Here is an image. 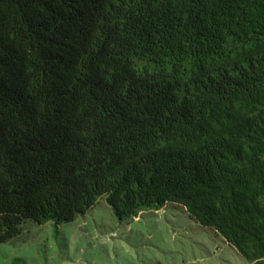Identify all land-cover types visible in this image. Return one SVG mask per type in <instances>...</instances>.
I'll return each instance as SVG.
<instances>
[{
	"label": "trees",
	"instance_id": "1",
	"mask_svg": "<svg viewBox=\"0 0 264 264\" xmlns=\"http://www.w3.org/2000/svg\"><path fill=\"white\" fill-rule=\"evenodd\" d=\"M100 200L264 264V0H0V244Z\"/></svg>",
	"mask_w": 264,
	"mask_h": 264
},
{
	"label": "rangeland",
	"instance_id": "2",
	"mask_svg": "<svg viewBox=\"0 0 264 264\" xmlns=\"http://www.w3.org/2000/svg\"><path fill=\"white\" fill-rule=\"evenodd\" d=\"M0 264H248L213 228L169 203L120 221L105 200L74 222L29 221Z\"/></svg>",
	"mask_w": 264,
	"mask_h": 264
}]
</instances>
